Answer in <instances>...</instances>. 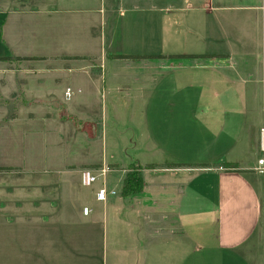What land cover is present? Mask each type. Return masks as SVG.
Here are the masks:
<instances>
[{
  "label": "crops",
  "instance_id": "obj_1",
  "mask_svg": "<svg viewBox=\"0 0 264 264\" xmlns=\"http://www.w3.org/2000/svg\"><path fill=\"white\" fill-rule=\"evenodd\" d=\"M0 57V264H264V0H0Z\"/></svg>",
  "mask_w": 264,
  "mask_h": 264
},
{
  "label": "rangeland",
  "instance_id": "obj_2",
  "mask_svg": "<svg viewBox=\"0 0 264 264\" xmlns=\"http://www.w3.org/2000/svg\"><path fill=\"white\" fill-rule=\"evenodd\" d=\"M71 41L72 40H67V42H65L64 40V46L65 47H70L71 46ZM81 40H75L74 39V44L72 45V47H70L69 49H67L68 51H72V49L74 48V46H76L77 44L80 43ZM163 41L160 37H156L153 38L152 40H141V39H136L135 37H131L130 35H119L117 36V39L115 40L113 47L118 50V51H128V52H135V51H145L148 50L150 48H154V49H162V45ZM164 48L166 49L167 47H169L168 43L165 42V44H163ZM176 48V47H172ZM65 113H67L66 111H63ZM77 123V122H76ZM78 125V124H77ZM85 126V128L87 130H91L92 127L90 124H83ZM79 126H82L81 124ZM21 138H24L23 136H4V138H0V163H8L9 161H15L18 159L19 154L21 153V151L23 150V146L25 145H29L28 141H22ZM117 142V138L116 136H109L108 137V146L106 148L105 147H100V152L101 151H105V155L108 159H112V157L115 159H122L121 155L123 154V150L121 149L120 144H116ZM99 151L98 148H95V152L97 153ZM112 166V165H111ZM118 166V167H116ZM138 167L135 164H131L129 166L124 167L125 169H132V170H136L138 169ZM107 168H110L109 166H107ZM111 169V168H110ZM112 169H114V173H113V177H117L119 174H121V172H118V169H121L119 165H113ZM145 178L147 179V177L149 176V174L147 172L144 173ZM72 232H74L75 234H80L82 233L83 230H81V227L76 228L73 226V228L71 229ZM50 233V232H49ZM66 231L64 229H61V231L56 232L55 234H53V238L56 239L57 241H64V236H65ZM26 239H28L30 237V234L27 232L25 234ZM62 249V253L61 255H57V254H53L52 257L50 259H48L46 262H44L43 264H98V263H93V262H83L80 260H74V262L71 261H67L66 259V252L62 247H57V250ZM56 250V251H57ZM50 260V261H49Z\"/></svg>",
  "mask_w": 264,
  "mask_h": 264
},
{
  "label": "built area",
  "instance_id": "obj_3",
  "mask_svg": "<svg viewBox=\"0 0 264 264\" xmlns=\"http://www.w3.org/2000/svg\"><path fill=\"white\" fill-rule=\"evenodd\" d=\"M261 164H264V158L259 160ZM99 178V174H97L92 168H84L82 170V183L84 186H92L97 182ZM116 193L115 190L109 189L106 186H103L99 189L97 193V199L100 201H105L108 199L110 195H114ZM85 212H88V208H85Z\"/></svg>",
  "mask_w": 264,
  "mask_h": 264
},
{
  "label": "trees",
  "instance_id": "obj_4",
  "mask_svg": "<svg viewBox=\"0 0 264 264\" xmlns=\"http://www.w3.org/2000/svg\"><path fill=\"white\" fill-rule=\"evenodd\" d=\"M116 57L119 58H135V59H140V58H146V57H155V56H139V55H117ZM8 58L5 57H0V60H6ZM67 117V116H66ZM85 128V126H84ZM176 166H182V165H190V164H183V163H178V164H173ZM200 165H207V164H200ZM148 167H154L153 164H149ZM0 169H5L3 167H0ZM142 185V180H141V175L139 174L138 171H131L127 178L125 179V191H134L137 188H139Z\"/></svg>",
  "mask_w": 264,
  "mask_h": 264
}]
</instances>
